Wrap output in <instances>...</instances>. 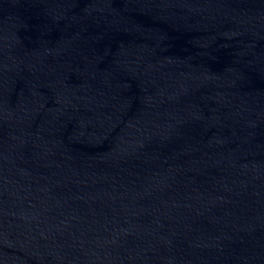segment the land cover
I'll list each match as a JSON object with an SVG mask.
<instances>
[{"label":"water","instance_id":"1","mask_svg":"<svg viewBox=\"0 0 264 264\" xmlns=\"http://www.w3.org/2000/svg\"><path fill=\"white\" fill-rule=\"evenodd\" d=\"M0 264H264V0H0Z\"/></svg>","mask_w":264,"mask_h":264}]
</instances>
